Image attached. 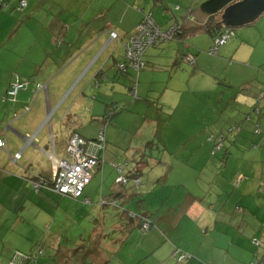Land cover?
<instances>
[{"label": "crops", "instance_id": "crops-1", "mask_svg": "<svg viewBox=\"0 0 264 264\" xmlns=\"http://www.w3.org/2000/svg\"><path fill=\"white\" fill-rule=\"evenodd\" d=\"M31 1V6L27 0L25 7L27 10L30 7L25 17L30 22L31 47L24 51L16 43L4 53L2 48L6 46L0 47V59L4 63L0 70L6 75L0 79V137L6 134L9 151L0 150L6 156L3 162L0 161V264H11L17 253L29 252L30 243L37 241L39 236L35 233L42 230L64 233L63 240L54 238L50 243L48 241L46 248L51 255L41 258L39 262L42 264H50V259L53 262L60 260L62 264L253 263L263 252L264 193H237L239 205L243 208L237 206L235 212L228 201L222 200L226 193L210 197L208 193H186L183 198L187 206L172 216L158 212L151 214L143 205L139 207L144 211L136 216L126 207L138 204V193L131 191V182L126 185L116 182L118 171L114 165L123 166V174L131 177L135 171H142L145 159L136 165L128 162L116 164L117 145L113 143L106 144L103 161L84 191L90 204L44 188L35 191L31 183L37 177L52 182L56 162L65 157L70 136L76 133L85 139H94L87 138L80 131H84L88 124L100 130L111 106H123L119 102L124 104L129 100L128 94L132 91L129 87L134 76L139 77L145 69L139 74L135 70L123 74L118 70V64L125 61V44L134 36L143 17L151 14L156 19L158 16L155 21L163 30L175 22L188 30L207 22L205 13L199 22L192 16L199 0ZM173 3L176 4L174 11L179 14L170 8ZM263 16L261 20H264ZM261 22L258 23V34L264 40V21ZM247 26L238 27V34L234 29L237 39L235 56L244 46L251 48L245 31L241 29ZM111 31L118 33L120 41L107 45ZM202 34L207 33L187 31L179 41L185 44L189 38ZM159 47L152 48L157 50L148 56V62L152 59V63H156L157 55L169 50H159ZM174 55L178 57V48ZM194 56L196 61L191 66L197 64V55ZM15 76L28 84L18 92L15 101H9L5 98ZM38 84L47 85V91L39 90ZM236 85L244 87L248 82ZM259 86L256 93L248 90L238 95L241 104L254 112L255 101L264 96V80ZM263 102L264 97L260 105ZM36 105L34 114L20 121ZM263 109L260 113L255 112L259 119L253 124L264 123ZM116 116L113 125L117 123ZM246 120L252 122L250 118ZM203 123L201 130L194 131L193 138H205L214 146L211 138L216 133L212 131L216 129L218 132L219 129L211 126V122ZM111 129L110 137L114 139ZM33 136V141L29 142ZM163 143L168 148L166 142ZM205 146L210 149V145ZM17 153H21V158L15 163L12 156ZM109 162L111 164L107 165ZM164 197L159 196L156 202L163 201ZM228 200L231 201V197ZM56 202L58 208L53 207ZM184 214L190 218V225L184 224ZM60 215L63 220L61 228L56 227ZM142 215L150 217L153 222L147 233L140 229ZM24 230L29 236H25L28 239L26 249L21 246L24 232H18ZM254 239L261 242L260 247L254 245ZM182 253L191 257L179 262L178 256Z\"/></svg>", "mask_w": 264, "mask_h": 264}, {"label": "rangeland", "instance_id": "rangeland-1", "mask_svg": "<svg viewBox=\"0 0 264 264\" xmlns=\"http://www.w3.org/2000/svg\"><path fill=\"white\" fill-rule=\"evenodd\" d=\"M203 1L197 2L192 13L198 22L204 18L200 8ZM19 4L20 0H0V47L6 46L2 48V53L16 43L24 51L33 44L29 33L30 22L25 17L30 7L29 11L27 8L21 10ZM31 4L32 1L28 0V5ZM169 6L174 11L176 4ZM155 18L158 19V16ZM261 21L264 20L260 18L254 24L241 28L245 31L251 48L244 46L238 56H235V37L220 47L218 55L210 54L209 48L215 45V40L207 34L189 38L187 45L179 40L162 44L159 50H169L157 55L156 63H152V59L148 62V56L157 50L151 48L146 53L147 67L140 73L138 80L134 76L132 85H129L132 88L128 94L129 100L124 104L119 102L124 110L114 119H118L117 123L113 125L112 121L102 124L100 130L88 124L83 128L84 131H80L87 138L96 139L104 129L106 144L117 145L116 164L128 162L136 165L145 159L140 185L136 186L133 182L130 184L131 191L138 193V204L136 202L126 208L134 215H140L144 211L139 207L143 205L151 214L158 212L172 216L180 208L187 206L183 198L186 193H208L209 197L226 193L222 200L226 203L228 201L235 212L237 206L243 208V205H239L237 193H264V123L253 124L259 119V115L241 104L238 97L239 93L245 94L248 90L256 93L260 82L264 80V40L258 34ZM173 24L164 27V30H168ZM239 30L240 28H236V34ZM13 35L15 36L11 40ZM177 48L179 55L176 58L174 51ZM188 54L197 55L195 66L182 60ZM3 64L0 59V69ZM5 76L0 70V79L3 80ZM241 82H248V85H236ZM136 83L137 95L134 97ZM21 97L22 92L19 99ZM236 98L238 99L235 100ZM258 101L259 98L255 101V106H258ZM261 105L259 104L260 109H263L264 102ZM36 107L37 105L20 121L30 118ZM247 118L252 122H248ZM203 122H211V126L218 127V132L216 129L212 132L224 138L220 150H215L216 144L213 146L205 138H193L195 132L204 126ZM258 125L261 126L259 134L256 132L260 128ZM113 126L116 127L112 128ZM234 127L239 129L230 132ZM110 129L113 130V140ZM201 141L210 145V149L207 150ZM4 157V152L0 151V161L3 162ZM109 164L111 163H107ZM159 196H165L169 201L164 199L156 202ZM230 197L231 201L228 200ZM53 207L58 208V202L53 203ZM184 216L186 214L183 215L184 224L190 225V218ZM24 217L30 219L26 214ZM62 221L60 215L56 220V227H60ZM18 232H24L21 246L26 249L28 239L25 236H29L25 230ZM35 234L39 236L37 241L30 243L27 249L29 252L21 253L29 257V263L42 264L39 260L51 255L46 248L48 241L50 243L54 238L63 240L64 233L59 230H42ZM50 260V264H62L60 260Z\"/></svg>", "mask_w": 264, "mask_h": 264}, {"label": "built area", "instance_id": "built-area-1", "mask_svg": "<svg viewBox=\"0 0 264 264\" xmlns=\"http://www.w3.org/2000/svg\"><path fill=\"white\" fill-rule=\"evenodd\" d=\"M27 6V0L20 1V8ZM178 9V7H177ZM180 27L178 23H174L168 30H163L155 21L151 14H146L142 21L137 25L134 36L125 44V61L118 64V70L125 74L129 70H135L139 72L146 68L147 64L145 61L146 53L151 48H157L160 45L174 41ZM235 36L233 29H226L219 37H216L215 45L210 48V54L218 55L221 46L227 44L232 37ZM113 41H120L119 35L115 31L110 32V39L107 45ZM183 60L188 65H194L196 57L194 54H188L183 57ZM138 79V77H137ZM27 82H22L18 76H15V81L12 83L10 90L7 93L6 100L15 101L19 91L23 90L27 86ZM39 90H46L47 85L38 84ZM137 83L133 89V95L136 96ZM264 96L259 98L256 112L260 113L261 109L259 104L262 102ZM109 111L110 115L117 113L123 109L121 105H113ZM29 110V108L27 109ZM53 113L48 116L46 123L49 122L50 117ZM238 130L237 127L231 129V131ZM257 133H261V129L256 130ZM34 136L29 138V142H32ZM106 147L105 130H101L97 138L94 140L85 139L79 134H72L69 138L65 157L56 162V172L52 182H48L42 178H36L31 181L33 189L39 191L41 188L52 191L64 197H70L72 199L81 201L84 204H90L89 198L84 196V191L87 185L92 180L97 167L103 161V154ZM222 148L221 140L216 146V150ZM0 150L8 151V142L6 134L0 137ZM21 158V153H17L12 156V160L15 163ZM118 171V177L116 182L120 185H126L133 182L134 185L139 186L141 183V177L139 174H133L128 177L123 174V166L114 165ZM152 221L143 218L141 230L143 233H147L151 230ZM254 245L260 247L261 242L254 239ZM191 256L186 253H182L178 256L179 262H184ZM29 259L28 256L17 253L11 264H26ZM27 261V262H26ZM26 262V263H25ZM251 264H264V243L263 252L261 255Z\"/></svg>", "mask_w": 264, "mask_h": 264}, {"label": "trees", "instance_id": "trees-1", "mask_svg": "<svg viewBox=\"0 0 264 264\" xmlns=\"http://www.w3.org/2000/svg\"><path fill=\"white\" fill-rule=\"evenodd\" d=\"M160 1L161 0H155V2H160ZM240 1H242V0H205L201 4V10L203 13H205L208 16L207 22L204 25H197V26L189 28L188 30L184 29V26L182 24L175 22V23H178L179 27H180V30L177 33L175 40H182L184 38V36L186 35L187 31H188V33H192V34H196L198 32H204V33L209 34L210 36H212L215 39L216 37H219L228 28H231L234 30L235 29L234 27H228V26L224 25L222 23L221 17L223 15L225 9H227L232 4H235V3L240 2ZM21 9H23V8H21ZM188 21H190V17L188 18ZM256 107H255V112H256ZM123 109H124V107H123ZM110 110L111 109H109L107 111V113L104 117V120L106 121L105 124L110 123L113 120V118L116 116V114L119 113V112H117V113H113L110 115L109 114ZM258 127H260V129H261L260 125H258ZM230 132H233V131L230 130ZM219 137L217 135H213L211 138L212 141L214 142V144H216L215 150H216V146L219 143V141L220 140H221V142L224 141V138H222V137L219 138ZM90 140H94V139H90ZM263 142H264V140H263ZM134 174L141 175V171H135ZM143 218H147V219L152 221V219L150 217L142 215V216H140V219H139L141 226H142ZM152 224H153V222H152ZM140 229H141V227H140Z\"/></svg>", "mask_w": 264, "mask_h": 264}, {"label": "water", "instance_id": "water-1", "mask_svg": "<svg viewBox=\"0 0 264 264\" xmlns=\"http://www.w3.org/2000/svg\"><path fill=\"white\" fill-rule=\"evenodd\" d=\"M264 14V0H242L225 9L221 19L228 27L253 24Z\"/></svg>", "mask_w": 264, "mask_h": 264}]
</instances>
